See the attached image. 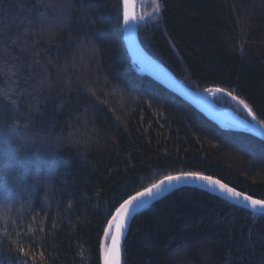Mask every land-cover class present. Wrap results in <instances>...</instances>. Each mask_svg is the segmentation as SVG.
<instances>
[{
  "label": "trees",
  "instance_id": "obj_1",
  "mask_svg": "<svg viewBox=\"0 0 264 264\" xmlns=\"http://www.w3.org/2000/svg\"><path fill=\"white\" fill-rule=\"evenodd\" d=\"M134 11L151 61L264 129V0H134ZM185 173L264 200V142L144 74L124 0H0V264H101L116 208ZM121 260L264 264V215L177 189L133 218Z\"/></svg>",
  "mask_w": 264,
  "mask_h": 264
},
{
  "label": "water",
  "instance_id": "obj_2",
  "mask_svg": "<svg viewBox=\"0 0 264 264\" xmlns=\"http://www.w3.org/2000/svg\"><path fill=\"white\" fill-rule=\"evenodd\" d=\"M125 11H127L129 15L128 22L124 23V33L126 37V42L130 50L131 56L133 58V61L139 67L142 68L145 75H147L148 77H150L151 79L162 85L169 92L181 98L183 101H185L187 104L192 106L202 115H204L207 119L216 123L218 126L222 128H230V129L242 131L264 142V129L259 127L256 121L252 117H251V123H247L239 120L231 113L214 105L210 101L208 93L200 94L185 88L183 85H181L178 82V80L169 71L162 69L160 66L156 65L153 61H151L146 56L143 49L141 48L138 40V32H137L135 11H134V0H127L126 5L124 2V14ZM184 187L199 188L211 192L237 205L245 207L255 214L264 215V208L259 206L253 207L249 201L244 199V195H241L239 198L234 197L227 191H222L219 188V186L211 185L207 181L193 179V178L182 179L180 181H173L171 184H165L162 187V189L154 192L152 196L145 197L143 203H141L138 207H133V209L130 211L129 215L126 218V226L121 232L120 241H119L120 264H122L121 250L125 239L126 231L133 218L138 213L146 209L154 201L158 200L159 198L163 197L164 195L174 190L181 189ZM113 235H115V228ZM108 236L104 235L103 238V246L101 250V264H105L106 258L111 259V257L113 256V253L111 251L112 241H111L109 253H106L105 244Z\"/></svg>",
  "mask_w": 264,
  "mask_h": 264
},
{
  "label": "snow or ice",
  "instance_id": "obj_3",
  "mask_svg": "<svg viewBox=\"0 0 264 264\" xmlns=\"http://www.w3.org/2000/svg\"><path fill=\"white\" fill-rule=\"evenodd\" d=\"M125 5L127 4V0H124ZM160 5H156V11L159 12ZM129 20V15L127 11L124 14V23H127ZM217 91H223L222 89H217ZM230 94V93H229ZM235 98V97H234ZM241 104L244 105L245 108H248L247 104H244V101H240ZM249 114L252 115V110L248 109ZM255 119V116H253ZM198 179L207 181L211 185H217L222 191H227L232 196L239 198L242 193L237 192L234 188L228 187L226 184L221 183L219 180H214L211 176H201L196 173H185L182 176H167L164 180L160 181L158 184H153L150 188H146L143 192H137L136 195L130 196L127 200H125L120 207L116 208L115 215L112 216V219L108 221V227L104 230L105 236L111 234L110 230L115 228V235L112 236V245L111 251L113 256L111 259L105 260V264H120V248L119 241L122 230L126 226V218L129 215L130 211L133 207H138L141 203H143L145 197H150L154 194V192L162 189L165 184H171L173 181H180L182 179ZM244 199L249 201L253 207L259 206L264 208V200L253 199L251 196H244Z\"/></svg>",
  "mask_w": 264,
  "mask_h": 264
}]
</instances>
